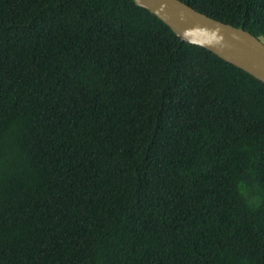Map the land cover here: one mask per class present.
Instances as JSON below:
<instances>
[{
  "label": "trees",
  "instance_id": "1",
  "mask_svg": "<svg viewBox=\"0 0 264 264\" xmlns=\"http://www.w3.org/2000/svg\"><path fill=\"white\" fill-rule=\"evenodd\" d=\"M0 264H264V83L133 0H0Z\"/></svg>",
  "mask_w": 264,
  "mask_h": 264
},
{
  "label": "water",
  "instance_id": "2",
  "mask_svg": "<svg viewBox=\"0 0 264 264\" xmlns=\"http://www.w3.org/2000/svg\"><path fill=\"white\" fill-rule=\"evenodd\" d=\"M184 42L201 46L264 83V43L251 33L210 18L180 0H133Z\"/></svg>",
  "mask_w": 264,
  "mask_h": 264
}]
</instances>
